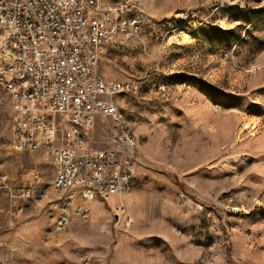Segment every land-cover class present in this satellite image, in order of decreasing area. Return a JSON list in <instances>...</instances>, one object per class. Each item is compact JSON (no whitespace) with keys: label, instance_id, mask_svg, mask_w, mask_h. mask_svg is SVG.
Instances as JSON below:
<instances>
[{"label":"rangeland","instance_id":"374dc122","mask_svg":"<svg viewBox=\"0 0 264 264\" xmlns=\"http://www.w3.org/2000/svg\"><path fill=\"white\" fill-rule=\"evenodd\" d=\"M142 1L140 35L103 48L95 67L104 81L139 85L113 96L136 137L132 186L89 202V217L67 231L50 207L51 157L11 146L0 87V173L15 192L35 190L10 199L0 188V222H22L12 264H264V0ZM180 31L189 42L172 38ZM111 126L96 118L82 146L108 148Z\"/></svg>","mask_w":264,"mask_h":264},{"label":"built area","instance_id":"2783aa9c","mask_svg":"<svg viewBox=\"0 0 264 264\" xmlns=\"http://www.w3.org/2000/svg\"><path fill=\"white\" fill-rule=\"evenodd\" d=\"M145 16L142 0H0V87L11 106V146L51 157L58 231L74 216L86 220L95 198L109 203L132 186L136 137L121 123L113 96L136 95L139 85L104 81L95 67L103 48L140 35ZM96 118L112 121L106 149L82 146ZM0 188L10 199L35 194L13 191L1 173ZM77 198L83 204L74 207ZM2 247L0 238V254Z\"/></svg>","mask_w":264,"mask_h":264},{"label":"crops","instance_id":"0c3cea01","mask_svg":"<svg viewBox=\"0 0 264 264\" xmlns=\"http://www.w3.org/2000/svg\"><path fill=\"white\" fill-rule=\"evenodd\" d=\"M41 150L44 151L43 149H40L38 151H41ZM38 151H35V152H38ZM45 155L48 157V155L45 153V151H44V153L42 152L41 158H39V159L42 160V157H44ZM51 161H52V159H51ZM52 176H53V174H52ZM36 177L37 176H35V178ZM46 197H47V194L44 193V197L41 200H44ZM102 203L103 202L97 198L92 201V204L95 206H99ZM20 213H22V207L17 211H11V210L9 211L10 215H15V214L19 215ZM55 218H56V216H55ZM19 223H22V222H20L19 219L18 220L13 219L12 217H9V216L1 218L0 238L3 241V247L1 249L0 261H2L4 264H12L9 261H7L8 259L6 257H8L11 248L14 246L15 240H17V236H18L17 226ZM70 225H71V222L69 223V225L65 231L68 230ZM78 225L79 224L77 222L72 223V229H73V227H77Z\"/></svg>","mask_w":264,"mask_h":264},{"label":"bare ground","instance_id":"6f19581e","mask_svg":"<svg viewBox=\"0 0 264 264\" xmlns=\"http://www.w3.org/2000/svg\"><path fill=\"white\" fill-rule=\"evenodd\" d=\"M172 38L175 39V41H180L181 43L189 42L191 39L190 31H180L178 33H174ZM245 127H247V125H245Z\"/></svg>","mask_w":264,"mask_h":264}]
</instances>
